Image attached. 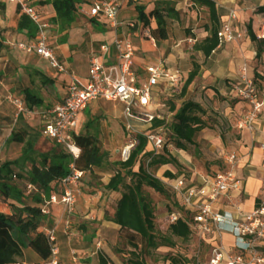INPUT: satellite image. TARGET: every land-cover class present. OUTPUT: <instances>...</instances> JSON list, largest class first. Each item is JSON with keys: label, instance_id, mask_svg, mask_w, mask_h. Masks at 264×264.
<instances>
[{"label": "built area", "instance_id": "1", "mask_svg": "<svg viewBox=\"0 0 264 264\" xmlns=\"http://www.w3.org/2000/svg\"><path fill=\"white\" fill-rule=\"evenodd\" d=\"M15 4L22 15L28 16L38 28V36L28 42H15L14 47L35 53L47 60L56 70L64 71L54 50L48 46V25L42 22L37 7L30 0H2ZM90 16L102 18L111 28L118 30L123 26L120 21L121 9L124 2L129 0H91ZM191 6L200 9L196 0H190ZM237 13L231 11L227 21L223 23L218 38L220 45L234 41L237 34L234 22ZM130 27L136 24L130 23ZM140 34L148 38L154 47L156 40L150 29L142 27ZM253 34L258 41L264 42V16L257 19ZM190 45L196 39L189 38ZM113 46L116 49V62L108 64L105 54L110 47H104L105 54L94 55L90 59L89 77L83 81L71 74V82L65 97L47 110L39 111L32 107L25 97L9 94L6 101L16 111L17 118H31L43 114L45 121L42 134L54 142L74 160L78 159L81 149L76 143L75 136L79 125L80 115L87 106L96 100L103 99L114 106H122L123 129L127 143L120 150L122 161L130 159L133 153H149L152 157L164 154L168 142V134L164 126L154 127L156 120H165L161 115L164 104L160 99L161 86L165 90L177 88L181 82L179 73L170 72L163 59L146 67V75L142 76L134 67L135 47L131 36L116 38ZM258 74L264 78V46L258 58ZM260 80V79H259ZM226 97L237 98L249 102L251 111L244 121L238 124L239 130L254 133L257 121L264 108V92L262 93L255 81L244 68L237 82H229ZM162 91V92H163ZM164 93V92H163ZM148 124L152 130L141 136L138 128ZM145 140V146L142 140ZM259 148L264 150V132ZM224 169L208 174L195 182L186 174L167 180L179 206L169 216L171 224L183 221L202 243H209L210 250L202 256L201 247L186 257L183 264H264V184L262 195L256 207L245 212L235 201L245 191L244 181L237 174L239 155L236 151L224 148L222 153ZM85 172L78 170L74 163L69 166V172L62 179L57 189H52L48 195L40 192L37 187L26 183V195H38L41 198V213L45 217L39 228L50 246V257L46 264H60L61 247L59 243V228L69 242L77 240L81 235L74 229L73 214L76 211L81 195L80 183ZM53 206L62 208L61 219L51 225L49 219ZM222 234H230L233 245L227 247L222 241ZM75 257L76 250H71Z\"/></svg>", "mask_w": 264, "mask_h": 264}, {"label": "crops", "instance_id": "2", "mask_svg": "<svg viewBox=\"0 0 264 264\" xmlns=\"http://www.w3.org/2000/svg\"><path fill=\"white\" fill-rule=\"evenodd\" d=\"M30 1L38 8L42 22L48 25L47 44L54 50L60 64L64 68V71L52 68L47 60L35 53H28L13 46L15 42H28L35 39L38 36V33L36 32L33 23L22 17V14L15 4L6 3L0 0V164L13 162L21 157L23 145L8 142L12 131L14 129H19L20 127H23L32 135L38 133L39 138L36 142V150L43 153L46 152L42 151L39 147V142L44 141L46 138L42 134L43 129L41 127V122H39L37 118H33V116L31 118H17L15 108L6 101V97L9 94L25 97V94L30 92L44 102V95L45 97H48L49 100H52L54 96L51 97L50 93L54 92L58 97V101L60 99L62 100L67 94L68 86L71 82L70 75L73 74L83 81H87L89 77L90 59L94 55L105 54L103 51L104 47H110L109 52L105 54L107 63L114 64L116 62V49L113 46V43L116 38L124 37L128 34L131 36L136 51L134 67L142 76L145 77L146 67L148 65L157 63L161 59L164 60L165 65L170 72H177L180 75L179 71L183 66L188 65L190 61V54L182 49L183 44L188 43L187 40L189 38H194L196 39V43L194 45L188 44L190 48L194 46L193 48L195 49V45L205 39L209 34L206 27L210 26V19L203 17V11H207L208 8L197 1L198 6L200 7L199 10H196L191 6L190 0H185V5L190 7H187L186 9H182V3L180 1L178 2V0L126 1L122 6L120 14V21L123 23V26L118 30L111 28L104 19L93 18L90 16L91 0H83V3L78 6V12L74 22L70 27L65 29H60V27L52 21L53 18L56 17V12L52 5L44 4L46 0ZM213 1L215 2L220 15L221 28L223 23L227 21L229 15H224L220 8H225L231 0ZM137 6H143L147 15L155 9H159L165 15L169 37L161 42L156 41L157 47H154L148 38L140 34L143 25L138 19L136 11ZM259 6L262 7V4ZM255 9L256 8L253 7L247 9V13H250V17L253 18L251 24L252 31L257 19L261 17L257 11L255 14ZM133 22L136 24V27L134 28L129 26V24ZM155 25V21L152 20V26L154 27ZM189 31L190 33L196 34V36H186ZM174 36L176 39H174ZM228 43L229 42L221 44L209 58H206L202 51L197 50L199 60L195 62L200 64L201 68L199 75L193 81L188 90H195L196 88L204 89V86H206L208 82L214 80V76L216 75V73L212 72L214 70V65L209 67V65L205 63L206 61H212L214 55L220 51L222 47H226ZM203 56L205 57V61L202 60ZM256 66L258 68V59H256ZM27 69L40 72L46 76L51 83L44 84L39 75H35L34 73L30 74L27 72ZM191 69H188L185 74L188 75ZM250 75L252 74L250 73ZM257 76L258 79L264 81V78L261 77L258 72ZM163 88L164 87L161 86V89ZM226 88L228 89L229 87L226 85L225 89ZM163 92L164 94L167 93L168 95H171L172 90H164ZM223 92L224 91H221L222 94ZM40 93L43 95L41 96ZM240 102L245 101L240 100ZM8 106L13 107L14 109V113L9 116H7L8 114H5L6 112L4 111L8 109ZM32 107L39 111H45L50 108L45 106V102L42 106L32 105ZM122 111V107L114 106L103 99L91 102L80 115L77 135H80L79 130L83 123L89 124L90 126L92 122L98 120L97 118H99V120L104 118L106 121L100 124L101 134L97 137L95 132L90 129V135L96 137L102 145H106V142L111 145L112 143L116 145V142L122 144V146L118 147L119 149L117 148V151L120 152L125 145L123 144V138L125 142L127 141L123 129ZM120 126L122 131L119 130ZM257 128L258 129L254 133L248 130H242L241 138L237 141L238 144L242 145L246 153L251 151L247 163H240L237 168V174L244 181L245 191L244 194L235 201L245 212H250L256 207L258 199L262 195L264 184V150L259 148V142L262 140L264 129H262V127L260 128L259 119L257 121ZM257 131L259 132L257 133ZM117 132H122L121 140L117 138ZM111 133H114L113 138L111 137ZM198 137L200 139L203 137V131L198 134ZM211 138L216 140L214 135L211 136ZM18 146L21 148H18ZM224 148L227 147L223 145L222 153ZM234 151H236L239 158H241V153L236 149H234ZM222 153L220 154L221 157ZM162 166L169 169L173 168L171 163ZM28 167L31 168V165L29 164ZM215 167L216 166H213V168ZM217 171H219V169ZM165 172L166 170H163L161 167L155 177L162 181L161 176L164 175ZM171 173L173 174V172ZM191 173L190 176H187L195 182H200L203 176L209 174L204 171L199 172L198 170H194V172ZM169 179L170 178L166 177L165 180L167 181ZM107 183H105V185ZM115 194H117V201L115 203L116 207L117 202L121 198V193L116 192ZM23 199L30 203L26 197ZM12 204L18 205L16 201L5 199L0 195V214L11 215L13 211ZM52 210L53 213L49 219V223L54 225L58 222L54 221V217H58L61 214L62 208L60 206H53ZM114 212L115 209L111 214L112 218L114 217ZM112 224L116 225L113 221ZM60 232H62L61 227L59 228V235ZM193 238L195 239H179L182 242L196 240V247L193 254L201 247L202 256L205 257L211 246L209 243L201 244L200 239L196 236ZM222 241L227 247H231L234 239L230 234H222ZM193 254L186 257H190ZM48 260L49 259H44L41 254L30 245L24 249V257L19 264H46Z\"/></svg>", "mask_w": 264, "mask_h": 264}, {"label": "rangeland", "instance_id": "3", "mask_svg": "<svg viewBox=\"0 0 264 264\" xmlns=\"http://www.w3.org/2000/svg\"><path fill=\"white\" fill-rule=\"evenodd\" d=\"M182 3V9L187 8L185 0H178ZM264 6V0H231L225 8H220L224 15H229L231 11L237 13V19L235 21V29L239 37L234 41H231L227 46L222 47L218 51L212 61H206L209 67H214L212 72L216 73L214 80L208 82L204 89L196 88L195 90H188L186 95L182 97L181 90L187 79L185 73L188 69L192 68L193 61H198L197 50L192 46L190 48L188 43L183 44V50L190 54V61L188 65L183 66L179 71L181 76V82L177 88L172 89L171 95L164 94L161 90L159 94L161 101L164 104V109L161 115L165 119L167 124H170L173 120V113L171 111V104H175L177 107H181L187 100H192L199 103L206 114H200L201 117L207 122L208 128L203 130V137L200 139L196 137L195 145H188L187 151H181L176 148L174 141L171 138V132L169 127H166L168 134V142L165 150V156H169L172 160V169L165 168L162 165L148 166L151 161V155H145L142 151L136 157L134 163V170H138L141 165L145 166L148 172L156 176V173L162 167L163 170L173 172L178 177L182 174L190 176L194 170L199 172H207L213 174L218 169H224V161L221 157L222 147L225 145L227 148L236 149L241 153L240 163H247L251 151L246 153L242 145L237 141L241 138L242 130L238 129V124L242 123L247 114L251 111V104L249 102H240L237 98H232L230 95L226 97L227 88L229 82H237L244 71L250 72L255 81L258 83L260 91L264 92V81L258 79L257 66H256V53L257 44L252 42L249 36L248 27L252 24L253 18L250 17V13H247V9ZM190 8V7H188ZM255 16V15H254ZM253 16V17H254ZM203 17L209 18L208 10L203 11ZM209 24V23H208ZM186 36H196L194 33H187ZM174 39L175 36H174ZM255 53V55H254ZM205 61V57L203 59ZM191 63V64H190ZM251 75V76H252ZM209 77V76H207ZM238 79V80H237ZM41 89V88H40ZM41 91V90H39ZM221 91H224L223 94ZM42 96L43 94L40 93ZM52 100L45 97V106L50 107L58 101L56 94L50 93ZM122 107V106H120ZM8 114L14 113V109L8 106L7 110H4ZM33 118H37L41 122V127L44 126V115H33ZM89 124L83 123L79 130L80 135H90V129H92L97 137L101 134L100 124L106 119L102 118ZM260 128L264 129V108L259 116ZM23 124V123H22ZM21 124V125H22ZM119 130L122 131L121 126ZM141 136L149 133L152 128L147 124H141L138 128ZM259 131H257L258 133ZM117 138L122 139V132H117ZM215 136L216 140H213L211 136ZM114 133H111L113 138ZM104 142V141H103ZM123 138V144L126 145ZM124 145V146H125ZM104 150V158L99 166L93 169V173L84 176L80 183L81 195L78 200L77 208L73 214V226L75 230L81 232V225L84 222H92V228L97 229L95 237L89 241L90 233H83L79 238L73 242H69L63 232H60L59 243L61 247L60 264H130L131 251L133 247L128 241L120 235L117 225L112 224L111 214L115 209V203L117 201L114 192H108L104 189L105 183L115 174L116 168L115 162L122 161L119 157L120 152L118 147L122 146L116 142V145L106 142V145H102ZM39 147L42 151L49 152L52 149L57 151H64L54 142L46 139L39 142ZM18 148H21L18 146ZM118 148V149H117ZM213 166H216L213 168ZM239 166V165H238ZM216 170V171H215ZM163 172V171H162ZM162 181L165 183L167 195H162L149 187H145V193L153 200L155 206L156 226L157 231L161 236H165L170 240L166 242L159 239L158 248L152 250L150 256L145 257L148 264H178L180 261L186 259V256L193 254L196 247V240H190L188 242H182L179 238H175L170 233V219L169 216L173 210L179 208L175 195L171 191L166 177L161 176ZM127 182H130L129 179ZM19 187L23 194H26V183L19 181ZM171 192V193H170ZM30 202L35 201L38 196H25ZM177 204V205H176ZM61 214L54 217V221H60ZM191 239H195L191 237ZM76 250L75 257L72 255L71 250ZM175 260L178 263H175Z\"/></svg>", "mask_w": 264, "mask_h": 264}, {"label": "trees", "instance_id": "4", "mask_svg": "<svg viewBox=\"0 0 264 264\" xmlns=\"http://www.w3.org/2000/svg\"><path fill=\"white\" fill-rule=\"evenodd\" d=\"M206 6L209 12L210 26H207L208 36L195 45V49L202 51L206 58L220 46L218 32L220 28V15L213 0H196ZM83 0H46L45 5H52L56 17L53 22L60 29L70 27L75 20L78 6ZM38 9V8H37ZM136 11L140 23L145 28H149L152 37L161 42L169 37L167 21L163 12L155 9L149 15L145 13L143 6H137ZM40 13V12H39ZM257 13L264 16V6L259 7ZM31 23V19L22 15ZM152 20L156 25L152 26ZM36 32L38 28L34 24ZM251 41L257 44L256 59L260 58L263 52V41H258L253 34L251 24L248 27ZM201 65L193 61V66L188 73L187 79L182 87L181 95L184 97L189 87L199 75ZM27 72L39 75L44 84H50V80L36 70ZM26 101L32 106H42L43 101L33 94H25ZM173 120L167 124L165 120H156L154 127H169L171 138L176 148L187 151L188 145H195L196 137L204 129L208 128L207 122L200 114H206L204 108L192 100L185 101L181 107L171 104ZM39 134H30L26 129L20 127L14 129L8 140L9 143L23 145L22 155L13 162L0 164V195L5 199H12L18 203L12 204V214H0V264H19L24 257V249L32 245L44 259L50 257V246L46 236L39 231L45 217L41 213V198L33 202H26L19 187V181L29 183L48 195L52 189H57L69 172V166L74 163L78 170L84 171L85 176L93 173V169L99 166L104 158V150L101 142L91 135H76V143L81 149L78 159L74 160L65 151L52 149L49 152H39L36 150V142ZM145 146V140H142ZM150 155L145 153V155ZM137 153H133L127 161H117L114 166L115 174L104 186L108 192L121 193V198L115 207L112 221L117 225L120 235L124 237L133 247L131 251L130 264H148L145 257L150 256L152 250L158 248L159 239L170 242L165 236H161L157 231L155 206L153 200L145 193L144 188L149 187L154 191L167 195L165 184L152 173L148 172L145 166L134 170V163ZM148 166H159L172 163L169 156L162 155L150 157ZM31 165V168L28 165ZM165 177L174 178L175 175L166 171ZM129 179L130 182H127ZM28 197L36 195H27ZM92 222L87 221L81 225L83 233H90V242L95 237L96 229L92 228ZM170 233L175 238L189 240L192 231L181 220L170 225ZM187 259L178 263L183 264Z\"/></svg>", "mask_w": 264, "mask_h": 264}]
</instances>
